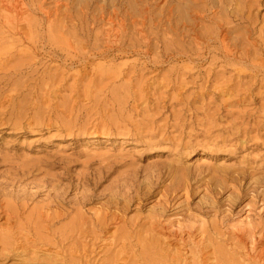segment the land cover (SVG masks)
Instances as JSON below:
<instances>
[{
  "label": "rangeland",
  "instance_id": "1",
  "mask_svg": "<svg viewBox=\"0 0 264 264\" xmlns=\"http://www.w3.org/2000/svg\"><path fill=\"white\" fill-rule=\"evenodd\" d=\"M13 4L0 0V264H264L250 40L245 63L229 58L214 9L167 24L159 0L157 31L128 29L133 41L105 52L100 1Z\"/></svg>",
  "mask_w": 264,
  "mask_h": 264
},
{
  "label": "bare ground",
  "instance_id": "2",
  "mask_svg": "<svg viewBox=\"0 0 264 264\" xmlns=\"http://www.w3.org/2000/svg\"><path fill=\"white\" fill-rule=\"evenodd\" d=\"M14 1L15 4L12 5L11 9L17 10L18 6H20L19 2H21V0ZM97 1H100L102 5L97 7V9L94 8L95 12L98 13L97 16L99 15V21L93 17V23L97 24V21L103 22V20L106 18L108 28L102 33L104 40L102 48L105 50V52L111 50L119 51L120 46L123 45L127 40L133 41L131 37L133 34H136L138 36H136L137 38H143L147 36L150 37V35L148 34H152L150 32L156 30L154 28L159 27L157 26L159 22H155V19L159 18V21H161V15L163 16V18L166 17V20L163 21H166L167 24H170L172 19H176L179 21L188 14L190 15L191 12L196 15L197 11L201 12L206 11L207 9H209L210 11L214 9L213 11H216L215 13L211 11L212 14L214 13V17L212 16V20H215L214 34L215 37L218 36V43L221 46V50L223 51L222 54H225V56L229 58L231 57L232 59L241 61L243 63L245 61L244 55L247 56V53L245 54V52L247 51L244 50L245 48L243 49V47L239 48V43H243L244 40V42H246L249 39L251 45L254 48L252 50L254 58L252 57L251 60L247 58L250 61L246 64L251 65V67L255 70L260 69L264 73V15L260 18V11L264 8V0H205L202 6L192 3L183 4V0H164V7L163 9L159 10V13L161 15L156 14L157 17L154 16V10L150 7L152 4H156V2L159 0H78V2L82 3L85 6V9H89V7H91L92 4ZM9 9L10 8H7V11L10 12L11 10ZM165 9L166 12L164 11ZM21 11L22 10H20V12L19 10L18 12L14 11V17L12 16V14H10L15 21V32L12 36H16L18 42H20L21 44H25L29 41L28 37L30 36V31H23L24 27L29 25L28 22H26L27 24H23L25 21L23 22L22 18V20H18V16L19 18L21 17ZM128 21H130V23H127ZM50 26L51 25H49L48 27ZM128 29H130L132 33H130V37H128L127 35ZM238 31H240L239 33L242 32V35L240 36L247 37H241V41H239L238 38L235 39L236 37H230L232 33ZM155 33L157 35L158 32ZM255 34L257 35L255 36ZM24 38H26L27 40ZM228 38L231 39L226 40ZM96 40L97 37L94 36V41ZM14 44L15 42L14 40H12V43H10L9 46H14ZM138 45L139 44H132L133 50H136L135 47H137ZM243 46H245L244 43ZM8 49L11 50V48ZM238 49H240L239 51L243 52L236 55ZM126 51L129 50L127 49ZM204 162L206 163L207 161L203 160V163Z\"/></svg>",
  "mask_w": 264,
  "mask_h": 264
}]
</instances>
